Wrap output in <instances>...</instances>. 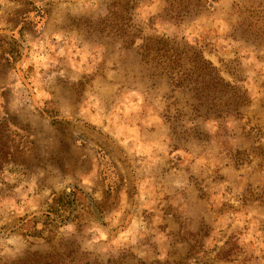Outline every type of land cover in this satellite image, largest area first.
Wrapping results in <instances>:
<instances>
[{"label": "rangeland", "instance_id": "obj_1", "mask_svg": "<svg viewBox=\"0 0 264 264\" xmlns=\"http://www.w3.org/2000/svg\"><path fill=\"white\" fill-rule=\"evenodd\" d=\"M0 264H264V0H0Z\"/></svg>", "mask_w": 264, "mask_h": 264}, {"label": "trees", "instance_id": "obj_2", "mask_svg": "<svg viewBox=\"0 0 264 264\" xmlns=\"http://www.w3.org/2000/svg\"><path fill=\"white\" fill-rule=\"evenodd\" d=\"M225 86H222V88H224ZM226 92L222 89L221 90V97L225 94ZM223 98V97H222ZM222 98H220V99H222Z\"/></svg>", "mask_w": 264, "mask_h": 264}]
</instances>
